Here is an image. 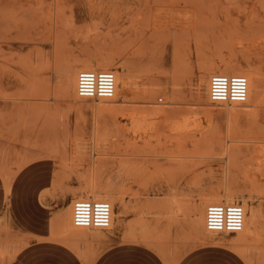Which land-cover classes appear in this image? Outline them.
Returning a JSON list of instances; mask_svg holds the SVG:
<instances>
[{
    "label": "rangeland",
    "instance_id": "1",
    "mask_svg": "<svg viewBox=\"0 0 264 264\" xmlns=\"http://www.w3.org/2000/svg\"><path fill=\"white\" fill-rule=\"evenodd\" d=\"M93 54L130 70L124 96L66 98L58 66ZM224 57L261 67L257 100H209L200 82ZM88 184L111 187L132 221L66 232L60 212ZM1 187L0 264H173V234L176 262L208 245L264 264V0H0ZM218 187L260 211L258 236L195 229Z\"/></svg>",
    "mask_w": 264,
    "mask_h": 264
},
{
    "label": "bare ground",
    "instance_id": "2",
    "mask_svg": "<svg viewBox=\"0 0 264 264\" xmlns=\"http://www.w3.org/2000/svg\"><path fill=\"white\" fill-rule=\"evenodd\" d=\"M58 49H59V51L61 50L60 46L57 48V50ZM247 62H249V58H246L245 59V62H244V61H242V60H240L238 58H230V57H226L225 58L224 57L223 59H221L219 61L218 64H210V66H208L209 67V70L207 72V75L205 76V78L203 79V81L200 82L201 84L204 85V91H205L207 97L209 98V79H210V76L212 74H214V73L241 74L242 73V75L244 74V76H246V78L248 80V84H249L248 85V96H247V99H246V101L244 103H234V104L235 105H238V104H247V103H250L252 101L253 95L255 96V98L257 100L259 98L260 94H261V89H262V86H263V76H262V73H261V67L260 66H256L254 68H246V66L244 64L245 63L248 64ZM112 64H113V58H111V57L110 58H104L103 56H97L95 54H93L91 56H88V57L82 59V61L80 63V66H78V67L77 66H72V67L69 66L68 67V66H63V65L60 64L58 66L57 70H56L57 71V82H58V86L61 89V91L65 95H67L66 98H68L69 96L72 97V98H77L78 95H77V90H76V83H77V74H78V72L80 70H82V69L104 70V69L112 68V69H114V74H115V94L110 99H101V100H112V99L113 100L114 99L116 100L119 97L124 96L132 88V86H133V79H132V75H131L132 73L130 72V70L125 65L122 66V69L121 70H115V68L111 67ZM252 81L255 82L254 92L251 91V83H252ZM134 82L136 83V81H134ZM155 83L156 84H159L160 82H155ZM139 118H140V116H139ZM144 119L145 118H143V120ZM137 120H140V119H137V118L133 117V121H137ZM175 127H177V126H175ZM57 149L59 150V148H57ZM28 161H26V162H28ZM12 164H14V162ZM18 166L20 167V165H18ZM1 171H3V170L1 169ZM112 185L113 184H111V186ZM121 194H119V196ZM235 194H236V191L234 189L230 188V187H218V188L211 189L210 192L208 193L206 199L203 200L205 202L204 205L202 206L201 209L199 208L200 211H199L198 216L195 215L194 220H192L195 229L198 232H200V233H206V234H212V233H214V231H209L205 227V209H206V206L209 203H234V202H236V199L234 198V195ZM248 194L250 195V192ZM122 196H123V194H122ZM242 196L243 195H241V197ZM76 197L81 198V199H90V200H103V199L105 200V199H108L107 201L110 203V205L112 207V214H111V222H110V225L106 229H112L115 226L122 225L124 223L126 217L128 216V211L129 210L127 208L126 203L122 200V198H119L120 200H117L113 196V190L111 189V187H109V188H105V187L102 188L101 187L100 188V187H97V186H93V185H89L88 184V185H85L81 189V191L79 192V194ZM250 197H251V195H250ZM117 198H118V196H117ZM248 198H249V196H248ZM177 201H179V200H177ZM72 202H73V199L70 200L67 203L66 213H63L65 211L60 212V215L63 218V220H62L63 221V224L62 225H63V229L66 232H69V233L74 234V235H78L81 238L82 236L88 234L89 228L75 226L73 224V222L70 221V215H71V211L70 210H71V207H72ZM175 202H176V199L174 200L173 203H175ZM115 203H117V205H118L117 211H115V209H114V204ZM176 203H175V205L179 206ZM243 203L244 204L242 206H243V208L245 210L244 227H243V229L241 231L237 232V234L240 236V237L239 236L238 237H239V239L241 241L242 240H248L247 239L248 236H254V235H257L258 236V234L260 233V230H261V228H260V216L262 215L257 208L249 209L251 211H250V214L248 215L246 213V209H245V207L247 205L245 204V202H243ZM194 214H195V211H194ZM158 221H159V219H158ZM101 229L102 228H97L96 230H101ZM130 240H133V239H130ZM135 240H136V237H135ZM145 240H146V238H145ZM259 240H262V239H259ZM148 241H149V239H148ZM241 241H240V243H241ZM145 242H143V244ZM202 242L203 243H206L207 241L206 240H202ZM150 243L151 244H149V245H152L153 244L152 242H150ZM146 244L147 243H145V245ZM160 246H162V245L160 244ZM160 248L163 249L162 247H160ZM160 248H158L159 251L161 250ZM165 248H166V246H165ZM238 249L240 250V247ZM236 252H238V251H236ZM166 253H168V251ZM90 257H93L94 258V256H90ZM243 257H244V255H243ZM83 260H85V259L83 258ZM172 261H173V259H172Z\"/></svg>",
    "mask_w": 264,
    "mask_h": 264
},
{
    "label": "built area",
    "instance_id": "3",
    "mask_svg": "<svg viewBox=\"0 0 264 264\" xmlns=\"http://www.w3.org/2000/svg\"><path fill=\"white\" fill-rule=\"evenodd\" d=\"M248 80L242 74L214 73L209 79V99L215 104L244 103ZM77 95L86 99H110L115 94L113 70L82 69L77 74ZM112 207L106 200L76 198L72 202V222L85 228L109 227ZM242 204L209 203L205 209V227L217 233H237L244 227Z\"/></svg>",
    "mask_w": 264,
    "mask_h": 264
},
{
    "label": "crops",
    "instance_id": "4",
    "mask_svg": "<svg viewBox=\"0 0 264 264\" xmlns=\"http://www.w3.org/2000/svg\"><path fill=\"white\" fill-rule=\"evenodd\" d=\"M3 203H4V194H3V188H0V208L3 209ZM0 218L3 219V214L0 215ZM134 217H126L124 223L127 225L128 222H131ZM141 223H151V220H149L148 216H140ZM54 220L57 224V226H60V221L58 215H55ZM3 221V220H2ZM63 224V222H62ZM63 227V226H62ZM32 234H35L34 231H29ZM149 238H153L156 236L149 235L147 236ZM173 245H172V255H173V264H244L243 259L233 250L229 248H217L212 247L208 245H203L200 247H197L190 252L186 253L185 257H182L177 262L175 259V234H173ZM110 249V248H109ZM107 250L109 252L110 250ZM134 249L139 251L140 254L146 253L149 256L155 255L156 252L153 250H150L149 248L145 247H133L130 246V251ZM0 257L1 251H0ZM130 264H132V261H129Z\"/></svg>",
    "mask_w": 264,
    "mask_h": 264
}]
</instances>
